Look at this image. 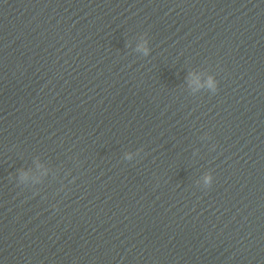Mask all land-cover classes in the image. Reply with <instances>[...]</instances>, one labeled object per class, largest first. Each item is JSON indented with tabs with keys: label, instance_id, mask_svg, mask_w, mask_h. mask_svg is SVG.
Instances as JSON below:
<instances>
[{
	"label": "clouds",
	"instance_id": "9594fccd",
	"mask_svg": "<svg viewBox=\"0 0 264 264\" xmlns=\"http://www.w3.org/2000/svg\"><path fill=\"white\" fill-rule=\"evenodd\" d=\"M141 49H143L144 50V53H145V55L147 54V49L146 48H144L143 47V45H141V46H138V50H141ZM209 86L211 87L212 86V81H211V79H209ZM130 158V157H129ZM209 177H206L205 178V182L207 183L208 181H209Z\"/></svg>",
	"mask_w": 264,
	"mask_h": 264
}]
</instances>
